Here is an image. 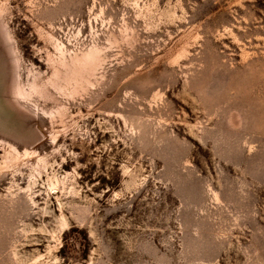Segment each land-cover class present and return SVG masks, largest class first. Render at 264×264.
<instances>
[{
  "label": "rangeland",
  "instance_id": "rangeland-1",
  "mask_svg": "<svg viewBox=\"0 0 264 264\" xmlns=\"http://www.w3.org/2000/svg\"><path fill=\"white\" fill-rule=\"evenodd\" d=\"M0 264H264V0H0Z\"/></svg>",
  "mask_w": 264,
  "mask_h": 264
},
{
  "label": "bare ground",
  "instance_id": "bare-ground-1",
  "mask_svg": "<svg viewBox=\"0 0 264 264\" xmlns=\"http://www.w3.org/2000/svg\"><path fill=\"white\" fill-rule=\"evenodd\" d=\"M59 44H60V43H59ZM62 44H63V43H62ZM58 48L61 49V46L59 45ZM61 50H63V49H61ZM83 59H84V58H83ZM85 59H88L87 56H86ZM85 59H84V60H85ZM18 89H19V92L21 93V96H22V97H23V96L26 97L25 92L23 91V89L21 88V86H19Z\"/></svg>",
  "mask_w": 264,
  "mask_h": 264
}]
</instances>
